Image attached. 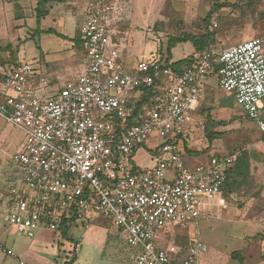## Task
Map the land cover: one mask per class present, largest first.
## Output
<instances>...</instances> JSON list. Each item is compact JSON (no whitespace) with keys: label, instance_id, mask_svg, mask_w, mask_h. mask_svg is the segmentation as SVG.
Here are the masks:
<instances>
[{"label":"built area","instance_id":"built-area-1","mask_svg":"<svg viewBox=\"0 0 264 264\" xmlns=\"http://www.w3.org/2000/svg\"><path fill=\"white\" fill-rule=\"evenodd\" d=\"M113 11L109 0H85L78 28L82 71L56 92L39 94L46 81L29 63L3 71L0 116L25 137L12 157L18 176L7 184L4 221L32 239L41 229L60 233L64 219L89 229L104 217L125 233L133 264H199L200 241L190 237L183 249L166 245L167 235L222 201L226 172L239 154L188 167L184 125L214 78L264 137V34L222 50L206 47L179 71L160 60L128 68L112 42ZM151 137L152 166L141 170L133 154Z\"/></svg>","mask_w":264,"mask_h":264},{"label":"rangeland","instance_id":"rangeland-1","mask_svg":"<svg viewBox=\"0 0 264 264\" xmlns=\"http://www.w3.org/2000/svg\"><path fill=\"white\" fill-rule=\"evenodd\" d=\"M36 1L6 0L11 3L10 11L21 20L0 18V104L5 95L2 74L9 66L33 65L46 81L39 84V94L56 92L82 71L85 51L81 44H74V38L83 0H75V4L73 0L56 4L55 7L62 9L61 15H56L58 19L52 22L47 17L42 21L41 29H53L59 35L64 33L67 36L64 38L49 33L34 34ZM67 3L74 6L65 10ZM217 6L219 10L210 12ZM73 9L78 11L76 15H71ZM207 15L205 24L203 20ZM112 16L113 35L122 32L118 36V50H123L120 59L130 67L140 60H166V43L173 36H198L206 30L213 34L212 46L222 50L264 34V0H115ZM212 22L217 26L210 30ZM194 52L191 43H179L171 50L170 62L187 59ZM71 54L74 56L68 63ZM212 81L202 89L201 100L184 125L182 140L192 153L188 154L182 147L183 160L188 167H193L213 156L245 152L249 171L243 178H232L222 201H212L205 208L207 216L198 218L186 229L170 231L165 244L175 242L182 233L202 243L199 264H264V139L244 117L233 95L223 92L215 80ZM208 112L214 121L228 123L216 129L221 136L210 145L203 133ZM24 139L21 130L0 117V243H5L7 248L18 243V253L29 251L37 260L33 264H54L57 242L53 232L45 230L39 237L30 239L17 234L14 227L4 221L9 197L6 184L18 176L12 157L23 147ZM155 140L156 137H151L133 154L137 168L143 170L152 166L149 149L154 147ZM110 223L109 219L98 217L89 229L78 222L70 227V239L81 243L78 259H83V264H133L134 248L127 244L125 233ZM0 264L18 263L0 251Z\"/></svg>","mask_w":264,"mask_h":264},{"label":"trees","instance_id":"trees-1","mask_svg":"<svg viewBox=\"0 0 264 264\" xmlns=\"http://www.w3.org/2000/svg\"><path fill=\"white\" fill-rule=\"evenodd\" d=\"M61 2H62V0H37L36 1V6L34 9L35 20H36V29L34 30V34L49 33V34L59 35L53 29L42 30L41 29V20L48 14V8H47L48 5H50L52 3H61ZM219 8H220L219 6L214 7L212 10H210V12L217 11V10H219ZM207 18H208V15L203 20V23L207 24ZM15 19L17 20L19 18L15 16ZM59 36L64 38V36H62V35H59ZM78 36H79V34H78ZM78 41H79L78 39H74L75 44H78ZM212 41H213V34L206 32V30L202 35H198V36L190 35V34H183L181 36L170 37V38H168L167 43H166V60H164L163 62L165 63V65L169 66L172 70L179 71L181 68L191 65V63H193L194 56H191L187 59H183V60H179V61L171 63L170 59H171L172 48H174L179 43L189 42L192 44L195 53H199L204 48L212 46V44H211ZM5 48H7V46ZM160 61H162V60H160ZM155 92H156V88L146 90V96L147 97L153 96V94ZM142 102H143V104H147V98L145 96L143 97ZM203 113H205V112L203 111ZM227 124L228 123H225L223 121H218V122L214 121L209 112L206 114L205 122L203 124V133H204V137L208 141L209 145L214 140H216L218 137L221 136V133L216 131V129L220 126H225ZM256 132L264 139V137L257 130H256ZM183 148H184L185 152H187L188 154L192 153V151H190L188 149L186 143H184ZM233 152L238 153L239 155H238V158H237L236 162L234 163V165L230 169H228L226 172V182H225V185H224V188L222 191V196L226 193L227 189H229V183L233 177L234 178H236V177L237 178H243L247 175V173L249 171L248 154L245 152H238V151H233ZM73 223H74L73 219H70V220L64 219L60 222L59 231L63 237H65V238L67 237L69 227ZM188 242H189V239H188L187 235H181V237L176 238V241L174 243L184 249L188 245Z\"/></svg>","mask_w":264,"mask_h":264},{"label":"crops","instance_id":"crops-1","mask_svg":"<svg viewBox=\"0 0 264 264\" xmlns=\"http://www.w3.org/2000/svg\"><path fill=\"white\" fill-rule=\"evenodd\" d=\"M1 2H2V6L0 7V18H4V20L6 21V20H8V21H11V20H14V21H19V20H21V18L20 19H15V14L12 12V11H10L11 10V8H10V6H11V3L10 2H6V0L4 1V0H0ZM113 5H114V1L115 0H109ZM64 2H66L65 0H62V2L61 3H52V4H50V7L48 8V14L41 20V23H42V21H44V19L45 18H47V17H49V18H51L52 20V22H55L57 19H58V17H56V15L57 16H59V15H61V10L62 9H60L59 7H55V5L56 4H63ZM73 3L75 4V0H73ZM74 4L73 5H70V4H65L66 6V8H65V10L67 9V8H69V7H72V6H74ZM82 4H83V6H82V8H81V13H79V16H80V22H79V24L77 25V29H76V35L78 36V28H79V26L81 25V23L83 22V18H84V6H85V0H83V2H82ZM75 9V8H74ZM73 9V10H74ZM72 10V13H71V15H73V14H77L78 13V11L77 12H75V10L73 11ZM54 11V12H53ZM114 25V24H113ZM42 26V25H41ZM117 28V27H116ZM118 29V28H117ZM116 29V30H117ZM42 30H44V29H42ZM45 30H47V29H45ZM55 31V30H54ZM118 31V30H117ZM126 32V30L123 32V34ZM61 34V33H60ZM119 34H122V32L120 31V32H117V34H115V35H113L112 36V42L115 44V48H116V51L118 52V55H119V57H120V55H121V51L123 52V50H118V48L120 47L119 46V38H118V36H120ZM62 35L63 36H66L64 33H62ZM77 36H75V38L74 39H78L79 40V36L77 37ZM67 37V36H66ZM75 44V43H74ZM79 44H81L80 43V40L78 41V44H75L76 46H78ZM195 54H197V53H195L194 52V55L193 56H195ZM73 54H71L70 56H69V59H67V60H69V62L68 63H70L71 62V59L73 58ZM125 59V58H124ZM64 62V61H63ZM128 68H131V67H133V66H128L126 63H125V60H123L122 61ZM66 63V62H65ZM171 63H173V62H171ZM65 65H67V64H65ZM64 65V66H65ZM82 65H83V63H82ZM212 80H215L214 78H210V79H208L207 81H206V83L204 84V87L205 86H207V85H210V84H212ZM2 81H3V77H2ZM215 82H216V80H215ZM217 85V84H216ZM63 87V86H62ZM203 87V88H204ZM61 88V87H60ZM201 100V96L199 97V99H198V101H200ZM198 103V102H197ZM2 104V103H1ZM0 104V105H1ZM196 106H197V104H196ZM193 113V112H192ZM202 113H203V110H202ZM1 117V116H0ZM1 118H3V117H1ZM4 119V118H3ZM5 120V119H4ZM183 147H184V145H183ZM135 153V152H134ZM16 177H13L12 179H10V181L11 180H13V179H15ZM6 187H7V184H6ZM97 219V218H96ZM76 222H74L73 224H71V226L72 225H74ZM111 224V223H110ZM70 226V227H71ZM70 227H69V229H70ZM45 230H47V229H41V230H39L38 232H37V234H36V238L37 237H39L40 235H41V233H43ZM51 232H53V231H51ZM54 234H55V240H56V242H57V249H56V251L54 252V255H53V263L54 264H72V263H77V264H83L84 263V260L82 259V260H80V259H78V254L80 253V251H81V243L80 242H78V241H75V242H73L70 238V236H69V230H68V235H67V237L65 238V237H63L62 235H61V233H56V232H53ZM34 237V238H35ZM33 239V238H32ZM69 239H70V241H69ZM69 242V243H68ZM75 244H79V246H80V248H79V251L78 252H76V253H73L72 252V250H73V247H74V245ZM2 249H5L8 253H13L14 255H16V253L17 254H19L18 252H20V248H19V244L18 243H13L12 244V247L11 248H7L6 247V245H5V243H0V251H1V253H3L4 254V256L5 257H7V256H9V258H13L11 255H9L8 253H4V252H2ZM16 252V253H15ZM23 254L22 255H16L18 258H19V260H22V261H24V264H33V263H35L37 260H35V258L32 256V254L29 252V251H24V252H22ZM134 253H135V251H134ZM14 259V258H13ZM14 260H16V259H14ZM80 260V261H79ZM17 261V263H18V260H16ZM133 263V262H132ZM19 264V263H18Z\"/></svg>","mask_w":264,"mask_h":264}]
</instances>
